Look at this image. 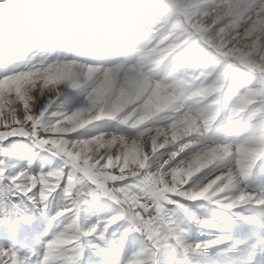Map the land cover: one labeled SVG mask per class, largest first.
Wrapping results in <instances>:
<instances>
[{"label":"clouds","instance_id":"obj_1","mask_svg":"<svg viewBox=\"0 0 264 264\" xmlns=\"http://www.w3.org/2000/svg\"><path fill=\"white\" fill-rule=\"evenodd\" d=\"M0 4V16L14 18L0 34V50L5 53L0 56L4 62L0 135L22 134L28 150L47 145L48 153L58 154V167L69 173L83 169L87 174L89 167L97 166L108 170L103 177H90L92 181L110 176L127 186L130 178L146 200L161 195L146 181L149 174L163 176L161 184L170 192H176L180 183L181 195L198 187L190 197L194 200L213 188L221 194L224 187L250 189L255 199L264 193V91L256 102H251L250 91L258 83L264 89V0H0ZM197 27L203 31L197 32ZM225 37L235 41L232 48L240 45L237 51L248 62L217 50L218 40ZM250 64L260 72L251 70ZM245 76L249 78L244 80ZM81 130L97 134L88 140L72 135ZM57 133L66 134L63 145L53 139ZM161 137L159 147L173 146L163 163L154 152ZM210 173L215 174L205 183ZM19 174L15 172L13 180ZM51 174L48 170L41 179ZM185 174L190 184L181 180ZM56 176L61 182L47 195L43 185L27 186L29 211L24 216L5 214L0 219V231L9 234L8 243L0 241V251H8L7 245L14 242L19 252L14 237L22 223L31 227L37 216L50 214L48 225L59 221L60 229L49 232L46 227L34 236L37 264H50L46 257L59 235L72 229L78 236L89 229H77L63 208L69 185L60 172ZM81 186L96 191L87 180ZM11 202H16L15 194ZM113 209V218L130 215L126 209ZM252 214L256 219L247 224L259 233L255 243L237 247L233 242L221 252L192 256L185 264H204L205 257H216L218 264H264V208H252ZM115 226L113 232L128 227L126 222ZM107 264L126 261L119 256Z\"/></svg>","mask_w":264,"mask_h":264},{"label":"rangeland","instance_id":"obj_2","mask_svg":"<svg viewBox=\"0 0 264 264\" xmlns=\"http://www.w3.org/2000/svg\"><path fill=\"white\" fill-rule=\"evenodd\" d=\"M2 7L3 5L0 4V8ZM13 19L10 15L0 16V34L7 29L8 25L13 23ZM217 48H220L219 44H217ZM4 54L3 50H0V56ZM223 54L229 58L242 61L240 57L227 53ZM244 61L245 63L248 62L247 57L244 58ZM8 62L11 63L10 58ZM3 63L0 60V67L3 66ZM212 67L215 68V64H212ZM249 67L256 73L260 72L257 66L254 67L250 64ZM204 75L206 76L207 73ZM234 76L241 78L239 73H234ZM248 78L247 76L243 77L244 80ZM250 91L252 93L251 102H256L264 89L257 84V87ZM3 102L4 98L0 96V112L4 111ZM49 115L50 113H45V116ZM2 118L0 116V119ZM35 126L39 127L38 121ZM2 130L3 125H0V131ZM102 130L110 131V129ZM96 134V132L85 133L84 130H81L80 133H73L72 135H78L79 139H84ZM10 135L15 136V138L9 140ZM53 139L63 145L66 134H54ZM47 147L46 145L45 149ZM165 147L167 148L164 150V147H159L157 143L154 149L155 157L159 163L168 159V154L173 149L172 145H165ZM45 149L28 150L27 141L22 138L20 133L5 132L4 135H0V219H3L7 214L13 194L15 196L23 194L27 197V186L35 184L37 186L43 185L44 194L47 195L50 187L54 188L60 184V178L56 176V172H60L65 183L70 187H68L69 196L62 202V206L76 222L77 229L80 226L81 231L87 230L96 223L98 218L106 216L109 219L104 221L103 227L108 228L109 225L111 227L105 236L109 237V240L115 241L114 246L107 242L104 244L103 241L95 239L94 234L93 242L100 245L101 254L98 255L91 250H85L80 264H107L108 259H115L119 256L122 261H126V264H185L192 256L202 255L205 252L209 254L221 252L233 242H239V247L244 243L257 241L258 231L247 224L256 219L255 215L252 214L254 207L251 206L253 203L252 196L256 193H252L250 189L239 191L233 187H224L225 194H221L215 192V188H213L203 199L194 200L190 197L193 192L198 191V187L194 188L192 192L181 195L184 189L180 183L176 184V192H170L161 184L163 176L149 174L145 177L146 181L156 188L161 195L157 199L146 200L141 194L140 187L131 184L130 178L127 186L122 185L120 181H113L110 176L107 179L101 178L98 181H92L89 179L90 177H103L108 170L100 169L97 166L95 169L89 167L87 174H84L83 169L79 172L69 173L58 167V154L52 155ZM17 152L21 153V156L13 159ZM29 155L35 157L34 172L29 167L32 166V161L27 159ZM132 155L133 153L130 152L129 156ZM176 159L178 160L179 157ZM80 163L82 164L83 161L81 160ZM170 163H174V161H170ZM25 164L28 166H22ZM48 170H52V174L42 180L41 174ZM15 172L20 174L13 180L9 173ZM66 172L69 175L66 176ZM214 174L210 173L204 182L206 183L207 179H211ZM185 179H188L186 174L181 176V180ZM84 180L96 185V191L86 190L85 187L81 186ZM188 183H191L190 179H188ZM24 184L27 186L20 187ZM114 184L121 190L116 191ZM169 186H171V182H169ZM187 186V184L184 185V187ZM233 191H239V194L233 196ZM214 192L215 195L212 194ZM99 200H103V202L97 205ZM260 202L256 200L254 203ZM209 204L211 206L207 210ZM241 205H249V207L240 209ZM12 207H16V205H12ZM115 207L126 209L130 215L113 218V208ZM228 207L242 210L246 219H240L229 212L226 210ZM48 219H50V214L49 217L45 218L37 216L31 227L21 224L19 233L14 237L20 256L30 254V249H36L34 236L41 233L46 227L49 232L60 230L56 227L59 221L53 222L49 226ZM121 222H126L128 227L113 232L115 225ZM217 224L224 226V230L215 229L214 225ZM82 234L85 232L77 236L72 229H68L54 240L46 258L50 261H56V264H60V261H63V264H73L74 259L79 256L80 250L88 244L87 239L81 241ZM91 234L90 231L86 233V235ZM101 235H103V231H101ZM221 237L228 239L219 244L208 246L207 242L219 240ZM0 241L8 243L9 234L0 231ZM121 244H123L122 248ZM105 249H107L106 253ZM204 264H218V261L216 257H205Z\"/></svg>","mask_w":264,"mask_h":264},{"label":"snow or ice","instance_id":"obj_3","mask_svg":"<svg viewBox=\"0 0 264 264\" xmlns=\"http://www.w3.org/2000/svg\"><path fill=\"white\" fill-rule=\"evenodd\" d=\"M9 151H10V149H9ZM20 156H21V153L17 152L16 155L13 157V159L19 158ZM27 159L32 161V166H29V167H30V170L34 172L35 157L29 155V157ZM22 166H28V165L25 164ZM41 171H43V169H41ZM13 174L14 173H9V175H13ZM65 175L67 176L69 174L66 172ZM26 186H27L26 184L20 185V187H26ZM61 187L63 188V184L61 185ZM256 200H259L261 202L260 203H254ZM252 202L253 203L251 204V206L257 207V208H264V193L260 194L259 199L252 198ZM12 205H16V207H12ZM247 207H249V205H241L240 209H244ZM226 210H228L229 212H232L234 215H236L240 219H246L245 214L242 210L233 209L231 207H228ZM28 211H29V201H28L26 196L21 194L19 196H16V202L14 204L11 203V205L8 206L7 214L14 215L17 218H20V217L24 216V214ZM107 219H109V217H106V216L98 218L96 223L91 225L89 227V229L87 231H85V234L81 235V241L83 242L84 239H87L88 244L80 250L79 256L74 259L73 264H80V261L83 259V254H84L85 250H91L98 255L101 254L100 245L93 242L92 237L94 236V234H95V239L103 241L104 244H105V242H107L109 245L114 246L115 241H111V240H109V237L105 236V233L111 227V225H109L108 228L103 227L104 221ZM214 228L221 230V231L224 230V226L219 225V224L214 225ZM89 231L92 234L86 235V233ZM101 231H103V235H101ZM226 239H228V238L227 237H221L219 240L209 241L207 243H208V246L210 247L211 245L219 244ZM238 244H239V242H237L235 246L238 247ZM0 247H3V246H0ZM122 247H123V244H121V248ZM7 248L9 249L8 251H0V264H37V262L35 260H33V257L36 256V252L34 250L31 251L30 254L20 256L19 252L16 251V247H15L14 242L7 245ZM106 252H107V249H105V253ZM50 264H56V261H50Z\"/></svg>","mask_w":264,"mask_h":264},{"label":"bare ground","instance_id":"obj_4","mask_svg":"<svg viewBox=\"0 0 264 264\" xmlns=\"http://www.w3.org/2000/svg\"><path fill=\"white\" fill-rule=\"evenodd\" d=\"M194 27H196V26H194ZM203 29L202 28H200V27H197L196 28V31L197 32H201ZM238 39V38H237ZM230 41V38H228V37H225L223 40H218V44L220 45V48H217V50L219 51V52H221V53H227V54H229V55H233V56H235V57H240L241 59H242V61L241 62H245L244 61V58H245V56L243 55V53H241V52H238L237 51V49H239V47H240V45H237L236 46V48H232V45L235 43V41L233 40V41H231V42H229ZM229 49H232L231 51H229ZM254 67H255V65H254ZM259 68V67H258ZM258 85H259V83H258ZM258 91V90H257ZM106 132H107V130H106ZM91 137V136H90ZM90 137H85L84 139L82 138V139H80V140H88ZM163 138L161 137V138H159L158 139V144L160 143V140H162ZM83 147V146H82ZM167 147H164V150L166 149ZM102 152L104 151V150H101ZM50 176V175H49ZM49 179H51V178H49ZM56 182H58V181H56ZM30 183V182H29ZM56 185V184H55ZM45 188V187H44ZM70 188V187H69ZM47 189V188H46ZM198 190V189H197ZM213 194V193H212ZM114 214H115V212H114ZM117 217H121V216H117Z\"/></svg>","mask_w":264,"mask_h":264}]
</instances>
